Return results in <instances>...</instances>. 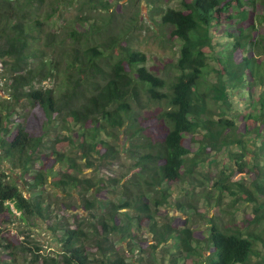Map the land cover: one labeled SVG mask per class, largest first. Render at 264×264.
<instances>
[{
  "label": "trees",
  "instance_id": "1",
  "mask_svg": "<svg viewBox=\"0 0 264 264\" xmlns=\"http://www.w3.org/2000/svg\"><path fill=\"white\" fill-rule=\"evenodd\" d=\"M147 1L160 6V26L169 30V41L180 44L179 56L168 60L163 74L152 71L147 55L131 45L135 27L114 31L109 0H0V61L11 96L0 108V158L31 193L26 198L16 180L0 178V216L32 226L44 221L61 248L47 258L35 242L19 245L5 238L0 264H16L23 253L33 264H159L157 250L171 241L178 254L169 264H252L260 256L264 89L257 95L256 86H264V1L179 0V8ZM100 11L107 16L98 17ZM70 12L75 15L66 21ZM61 21L66 24L60 32ZM235 102L246 108L235 110ZM151 104L165 108L141 119L140 111ZM235 146L242 150L234 154L239 172L259 171L252 188L224 181L215 186L220 196L229 191L235 203L253 205L249 225H226L206 215L207 237L178 228L162 211L172 205V186L194 179L213 154ZM124 149L137 169L126 182L110 173L81 177L85 169L106 170ZM248 152L263 164L247 170ZM57 165L69 171L55 176ZM48 184L57 196L77 200L75 209L82 205L90 213L87 225L86 217L69 223L54 216L40 189ZM106 192L118 198L105 201ZM124 209L135 218L126 219ZM160 216L169 220L161 225ZM143 229L153 235L151 247L150 235L140 237ZM119 242L130 252H122ZM130 254L140 255L139 261L130 262Z\"/></svg>",
  "mask_w": 264,
  "mask_h": 264
},
{
  "label": "rangeland",
  "instance_id": "2",
  "mask_svg": "<svg viewBox=\"0 0 264 264\" xmlns=\"http://www.w3.org/2000/svg\"><path fill=\"white\" fill-rule=\"evenodd\" d=\"M109 1L114 5V9H111L108 13L113 11L116 12V25L113 24L115 25L113 27L114 31L119 32L123 28L128 29L130 26H133V28L135 27L136 29H133L134 32L129 36L130 42L132 43L131 45L135 49L142 51L147 55L148 66L152 71H156L160 74L165 73L163 68L165 64L168 63V60H176L179 56L180 44L174 41H169L167 39L169 30L160 26L161 17L158 9L160 6H158V8H152L147 0H121L120 2L117 0ZM258 1L261 2L264 0ZM161 6L163 8H167L168 6L179 8L180 3L179 0H162ZM74 15L75 12L68 13L66 21L72 18V16L74 17ZM106 16V11L99 12L98 17L105 18ZM64 24H66V22L61 21L56 25V27H60V32ZM50 27L53 28L52 25ZM62 37L63 34H60L59 38L61 39ZM222 43H225V41ZM261 58L264 61V56ZM7 73V69L0 61V108L2 109L7 104H10L11 100L7 77L9 74ZM44 84L45 87L56 88L58 82L55 84L46 82ZM38 87H40V85ZM256 88V94L258 95L264 89V86H256ZM234 106L235 110H243L246 108L242 102H235ZM164 108L165 106L163 104H151L148 108L140 111L141 119L148 118L154 114H159L164 110ZM18 112H21V110L19 109ZM28 114L30 115V119L34 115L30 113V110L28 111ZM118 141V145L120 147L125 146L123 145V142H125L124 137ZM126 150L127 149H124V154L119 158V160L106 165V170L103 171L102 169L101 171H95V168L85 169L81 174V177H106V175L110 173L113 177L121 179V183L126 182V180H128L137 171L136 167H134L135 161L130 159L129 156L127 157ZM196 150L197 149L195 148L194 151ZM241 153L242 150L235 146L226 148L225 151L220 154H213L211 156L210 163L206 164L204 168L201 167L199 169V173L195 175L194 179H190L188 182L179 184L178 186H172V205L162 208V211H167L169 218L174 221V225L178 228L190 227L196 232H202V236L204 237H207L210 233V227L206 215L212 219H216L218 222H221V218L223 223L226 225L234 222L242 227L249 225V219L247 217L251 215L253 205L245 203L244 201H238L235 203V198L230 195L229 191L224 190L220 196V192L215 186L216 182L222 183V181H224L226 184L240 183L246 187L252 188L251 183L255 180L257 177L256 174H258L259 171L258 169H254L255 173L250 171L239 172V167L237 165L238 161L234 159V154ZM246 158V160H248L247 170L254 168L258 162L263 164V160H257L255 154L253 153L248 152ZM67 171L69 170L65 166L61 167L57 165L55 167L54 175L59 176L60 173ZM0 178L7 183L12 182V180H16L20 188L23 190L26 198L31 197V193L29 192L27 186H25L22 182V177L18 175V173H13L11 165L6 161L1 160V158ZM49 180L52 182L54 179L50 176ZM50 186L51 185L48 184L40 189L43 190V196H46L47 198V204L53 205V210L55 211L54 216L62 219L63 222L69 221V223H73L76 217L79 218V220L86 217L87 220L85 221V224L91 219L90 213H87L82 208V205H79V207L75 209V206L78 204L77 200L70 196H66V198L64 196H57L55 190H53ZM165 188L169 189L168 186ZM236 190H238V188ZM116 198H118V196H113L112 194L106 192L104 200L109 201ZM68 206L73 208L68 211L66 209ZM121 213L128 220H133L135 218V212L132 210L124 209L121 210ZM168 220L167 218H164V216H160L158 222L162 225ZM33 225L34 226L13 216H0V226L3 230V234L0 235L1 244L3 247L7 246L8 241H6V239L16 241L20 243L19 245H27V242H35L42 247L41 253L47 258L56 257L57 252L61 250L57 236L52 234V232L47 229L48 226L44 221H37V223ZM133 226L135 228V222ZM258 231L260 233L264 232V222L259 224ZM148 235L151 237L148 241V244L151 247V245H154V241H152L153 235L150 234L148 230H141V238H147ZM117 245L122 252H125V254L130 252V247L127 243L119 242ZM259 251L260 256L254 257L252 264H261L264 260L263 244L259 245ZM177 254L178 250L175 242L171 241L164 244L157 250V258H159L158 263L169 264L172 257ZM203 254H205L206 258L209 255L208 251H205L204 249ZM129 256L128 260L130 262L134 260L139 261L140 255L137 254L138 257L133 258L131 257L132 254ZM31 258L32 257H30L29 253L20 254L17 258L16 264H33L31 262ZM206 258L204 259L205 261ZM144 259L151 260V257L145 256ZM180 264H183V260L180 261Z\"/></svg>",
  "mask_w": 264,
  "mask_h": 264
}]
</instances>
